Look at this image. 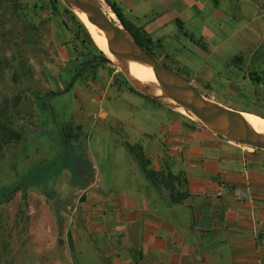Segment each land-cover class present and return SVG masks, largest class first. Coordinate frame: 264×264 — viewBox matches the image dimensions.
I'll return each instance as SVG.
<instances>
[{
    "label": "crops",
    "instance_id": "0c3cea01",
    "mask_svg": "<svg viewBox=\"0 0 264 264\" xmlns=\"http://www.w3.org/2000/svg\"><path fill=\"white\" fill-rule=\"evenodd\" d=\"M110 1L179 68L189 58L220 59L215 53L226 42L241 46L250 34L264 33L243 25L225 30L227 0ZM233 6L237 11L240 4ZM207 21L222 30L204 26ZM237 58L199 68L192 80L214 88L232 82L240 73ZM118 67L140 91L164 101ZM174 109L145 101L121 106L115 127L138 136L130 141L137 156L113 181L98 180L94 218L65 222L56 264H264V149L235 143ZM201 216L213 218L210 230L199 229Z\"/></svg>",
    "mask_w": 264,
    "mask_h": 264
},
{
    "label": "rangeland",
    "instance_id": "374dc122",
    "mask_svg": "<svg viewBox=\"0 0 264 264\" xmlns=\"http://www.w3.org/2000/svg\"><path fill=\"white\" fill-rule=\"evenodd\" d=\"M99 1L119 24L104 1ZM227 3L230 23L225 30H240L242 25L244 30H264V0ZM234 3L240 4L237 11ZM52 5L51 0H0V123L19 135L0 149V188L14 184L34 167L60 160L67 151L62 147L63 129L66 133L70 130L73 148H80L86 155L93 180L81 188L73 184L68 169L59 168L51 178L16 191L10 201L1 204L0 264H56L63 254L58 236L65 222L96 216L91 214L90 206L92 198L97 197L94 192L98 180L102 184L113 181L112 174L124 173L126 161L134 156L129 150L130 141L138 136L115 127L121 106L145 101L178 112L128 80L126 84L120 75L125 77L118 67L120 63L106 53L94 34L97 49L112 60L113 66L92 59L97 52L76 20L64 12L68 6L60 0L56 8ZM67 9L86 32L91 31L75 8ZM206 25L222 30L216 23L207 21ZM249 39L241 46L226 42L224 51L215 53L220 59L214 54L194 61L189 58L186 68L173 65L156 48L153 56L190 80L209 100L264 119V33L250 34ZM236 56L240 73L232 77V82H221L214 88L192 80L199 68H209L211 63L228 58L234 61ZM129 72L160 98L149 83ZM251 74L262 82L250 81ZM242 76L246 77L244 81ZM129 86L148 98L130 91ZM116 110L119 113L115 116Z\"/></svg>",
    "mask_w": 264,
    "mask_h": 264
},
{
    "label": "water",
    "instance_id": "95a60500",
    "mask_svg": "<svg viewBox=\"0 0 264 264\" xmlns=\"http://www.w3.org/2000/svg\"><path fill=\"white\" fill-rule=\"evenodd\" d=\"M60 1L66 7L75 8L102 34L108 52L121 66L133 61L150 69L156 76L159 89L185 116L235 143L264 149V135L249 124L245 112L209 100L179 73L150 56L135 42L115 15L119 24L111 18L110 12H107L110 17L108 18L99 0ZM99 61L103 64L113 63L106 56ZM212 223V217L201 216L198 227L201 230H210Z\"/></svg>",
    "mask_w": 264,
    "mask_h": 264
},
{
    "label": "trees",
    "instance_id": "16d2710c",
    "mask_svg": "<svg viewBox=\"0 0 264 264\" xmlns=\"http://www.w3.org/2000/svg\"><path fill=\"white\" fill-rule=\"evenodd\" d=\"M106 6L110 8V10L114 13V15L117 17V19L120 21V23L123 25V27L130 33V35L133 37L135 42L142 47L150 56H152L154 59L159 60L158 58L153 56V49L155 48L154 43L152 40L145 34V32L142 29H139L132 25L130 22H128L122 15L120 8L116 3L111 2L110 0H103ZM52 6L55 7L56 3H59V0H51ZM106 12V15L109 17L106 9L104 10ZM64 12L69 14L74 20H76V24L80 30H82L86 35V31L82 23L71 13V11L67 8H64ZM110 12V11H109ZM79 15L81 18L84 19L82 14L79 12ZM111 16V15H110ZM112 18V17H111ZM85 23L88 26V22L85 19ZM89 27V26H88ZM90 28V27H89ZM91 30V29H90ZM92 32V30H91ZM93 33V32H92ZM94 34V33H93ZM88 37V35H87ZM89 39V37H88ZM90 41V39H89ZM91 43V41H90ZM91 45L95 48L97 54L92 57V59H95L97 62L101 63L99 60L105 58L104 54L99 51L92 43ZM102 46V45H101ZM103 47V46H102ZM107 52L106 49H104ZM162 63V62H161ZM163 64V63H162ZM107 65L113 66L112 63H108ZM164 65V64H163ZM174 70V69H172ZM178 73L177 70H174ZM124 82L128 84L127 79L120 74ZM140 76V75H139ZM143 80H145L142 76H140ZM250 81L255 83L262 82V79L255 75L251 74L249 77ZM146 81V80H145ZM147 82V81H146ZM148 83V82H147ZM264 83V80H263ZM129 85V84H128ZM150 85V84H149ZM130 91L139 94L136 92L132 86H129ZM142 97L148 98L147 96ZM157 98H159L157 96ZM165 104L169 106V104L165 101H163ZM243 112V111H242ZM188 117V116H187ZM79 129V128H77ZM62 134V147L64 146L67 151H63V156L60 158V160L55 161L53 164H47L45 167H34L29 172L23 174L20 179L15 182L14 184L2 187L0 188V205L7 203L10 201L13 197V195L16 193V191H25L30 186L39 183L45 179H49L52 176L55 175L56 171L59 170V168L62 170L64 168L68 169L70 171L71 179L74 185L81 186V188H86L93 180V171L92 166L90 165V162L87 160L86 155L84 152L79 148H73L74 146L69 142L70 139H72L70 135V130L68 132H65V129H63ZM19 138V135L14 132L13 130L7 129L0 123V149L3 145L7 144L11 140H17ZM75 138V137H74ZM130 153L135 156V150L133 148H130ZM59 165L57 168L55 165ZM56 168V170H55Z\"/></svg>",
    "mask_w": 264,
    "mask_h": 264
},
{
    "label": "bare ground",
    "instance_id": "6f19581e",
    "mask_svg": "<svg viewBox=\"0 0 264 264\" xmlns=\"http://www.w3.org/2000/svg\"><path fill=\"white\" fill-rule=\"evenodd\" d=\"M83 16V15H82ZM84 17V16H83ZM85 18V17H84ZM86 19V18H85ZM86 21L88 22V26L90 27V29L92 30V32L94 33V35L96 36V38L98 39V41L100 42V44L107 50L106 47V42L104 37L102 36V34H100L97 29L86 19ZM108 52V50H107ZM109 53V52H108ZM110 55V53H109ZM114 58V57H113ZM115 59V58H114ZM116 60V59H115ZM112 61V60H111ZM118 61V60H117ZM119 62V61H118ZM120 63V62H119ZM121 65V63H120ZM124 67L125 69L132 71L140 76H142L159 94L160 98L162 100H164L165 102H167L168 104H170L172 107L177 108L175 106V104L173 103V101L171 99H169L168 97H166L162 91L159 89L158 87V83L156 80V76L155 74L148 68L141 66L140 64L133 62V61H129L124 63ZM178 110L182 111L181 109L177 108ZM183 112V111H182ZM184 113V112H183ZM245 116L247 118V121L249 122L250 125H254L252 126L256 131L260 132L261 134L264 135V119L253 115V114H248L245 113Z\"/></svg>",
    "mask_w": 264,
    "mask_h": 264
}]
</instances>
